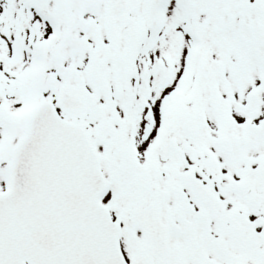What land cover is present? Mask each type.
Wrapping results in <instances>:
<instances>
[{"label": "snow or ice", "instance_id": "snow-or-ice-1", "mask_svg": "<svg viewBox=\"0 0 264 264\" xmlns=\"http://www.w3.org/2000/svg\"><path fill=\"white\" fill-rule=\"evenodd\" d=\"M0 264H264V0H0Z\"/></svg>", "mask_w": 264, "mask_h": 264}]
</instances>
